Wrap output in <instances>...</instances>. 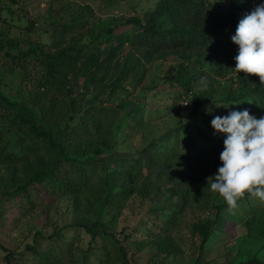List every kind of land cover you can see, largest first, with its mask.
I'll return each instance as SVG.
<instances>
[{"label":"rangeland","instance_id":"1","mask_svg":"<svg viewBox=\"0 0 264 264\" xmlns=\"http://www.w3.org/2000/svg\"><path fill=\"white\" fill-rule=\"evenodd\" d=\"M220 1L224 4L228 2V0ZM156 3L157 0H0L3 15L7 18L5 22L0 21V28L5 32L3 42L6 44L0 49V91L4 94V98L13 104L9 105L0 98V116H4L3 131L0 135V153L2 148L8 149V153H11L14 147L24 148L26 145L24 137L34 131L30 128L35 129V127L56 135L60 133V136L62 131L59 127L67 128L69 124L64 131L67 138L75 141L82 139L86 124L80 126V122L69 118L74 112L67 110L62 104L70 106L74 99L83 98L86 105L94 106L98 99L105 100L107 96L102 94V90L109 81L116 79L123 57L120 55L115 59V67L106 81H98L97 78L85 86V77L81 76L65 81L64 85L58 88V84L52 82L48 76L47 54L59 50L58 46L70 42L72 36L78 38L80 34H84L82 42L88 49L98 50L106 55L111 45L108 40L113 34H109L108 29L115 25L114 18L120 15L142 16ZM70 22H74V25ZM68 23L74 28L69 33L62 32L61 29ZM120 30L123 31V27L116 29L115 33ZM72 43L75 44V41ZM32 44L37 45L36 50H33ZM28 50H31L32 54L24 56V52ZM211 55L216 56L214 52L205 50L200 55L195 52L192 58L199 60L200 65L206 68L212 61ZM177 60L174 56L167 60L163 58L146 60L137 66L132 75L129 77L125 75L124 86L131 92L128 98L138 96L137 94H140L145 87L158 84L145 100V115L147 114L151 119H147L140 126H135L128 118L129 125L122 128L118 137L111 142L112 151L97 155L96 159H100V166L107 162L111 168H115L117 163L122 162V158L135 155L142 158L141 163L145 173L152 174L155 179L160 168L167 170L168 176L185 174V170L187 171L185 166L178 163L164 164L154 153V148L159 143L158 138L172 128L178 131V126L184 124L193 135L198 147L204 146L203 135L199 130L204 132L206 130L191 117V95L177 99V96L174 97V91L181 89V86H170L168 81H163L174 75L178 65ZM134 75L140 80L135 87L131 84ZM212 75L214 76L211 81H208L211 88L208 89L213 88L214 91V87H218L214 93L221 94V90L227 86L226 83L229 84L237 72L232 71L226 76L213 72ZM205 77H208L207 73ZM42 80L45 86L39 87L38 84ZM207 80L204 79L206 82ZM203 86L205 87L206 84ZM43 91L49 92V98H56L55 103H51L49 107L40 95ZM163 92L164 95H161ZM120 94L127 96L122 91ZM113 103L117 104L118 101ZM209 108L211 111L219 112L216 103L211 104ZM156 111L157 114L154 113ZM21 117L24 118L25 123ZM212 133L215 132H208V134ZM30 138L29 142L40 141L43 144L39 137L30 135ZM41 150L32 153L26 161L20 160V157H14L11 164L0 160V264H119L114 258L108 262V259L103 257L108 251L106 244L110 242V236L100 224L93 225L95 221L103 223L106 230L116 233L120 240L126 242L129 259L136 261V264L224 263L240 253L245 259L255 252H259L258 256L264 258L263 240L249 235L248 229L241 226L239 220L223 217L217 224V231L201 253L200 240L192 238L187 224L206 214L212 219L214 217L211 212H204L200 208L185 212L182 234L177 236L181 251L174 257L156 258L154 255L156 247L151 242V239H154L152 234L162 225L163 215L169 213V208L172 206L179 207L176 204L180 201V197H174L166 189L161 190L153 201L149 199L153 193H147L144 197L140 196L139 192L127 194L126 200L119 199L122 204L118 205V210L105 211L101 216L93 212V207L89 204L90 200L85 199L82 191L60 192L59 187L52 188L47 181L43 183L34 181L25 193L22 191L15 193L18 181L26 182L24 176L30 173L28 169L41 168L46 174L52 170L48 157L43 156V147ZM14 152L21 155L17 149ZM1 156L5 158L6 152ZM40 157L46 158L44 164H38L37 160ZM63 167L69 168L67 162L60 165V169ZM102 171L104 172V169ZM103 180L100 177L99 182L102 183ZM125 183L130 185L135 184V181L130 178ZM162 183H167L166 179L162 180ZM169 185L170 183H167V186ZM154 188L158 190L160 186L156 185ZM7 190L9 195L6 194ZM222 199L223 197L218 193L213 192L210 199L201 201L211 207ZM158 203L164 207L160 209L157 207ZM260 205L259 202L254 203L255 207ZM243 210L247 213L246 206ZM89 227L94 228L95 231L93 249L96 255L87 254L90 240L93 238V234L88 230ZM56 233L57 236L54 235ZM59 233L63 237H60ZM126 233L129 238L124 240ZM31 244H35L33 248L30 247ZM108 245L112 248L110 244ZM50 246L54 247L53 252L48 251ZM114 251H112L113 255ZM85 257L90 260L86 262Z\"/></svg>","mask_w":264,"mask_h":264},{"label":"trees","instance_id":"2","mask_svg":"<svg viewBox=\"0 0 264 264\" xmlns=\"http://www.w3.org/2000/svg\"><path fill=\"white\" fill-rule=\"evenodd\" d=\"M259 3L261 0H228L226 4L220 0H157L156 5L147 8L148 10L142 16L120 15L114 18L115 25L108 29V33L113 34L109 37L108 41L111 45L106 55L98 50L88 49L87 45L82 42L84 34H80L78 38L72 36L70 42L58 46L59 50L48 53L46 58L48 76L52 82L58 84V88L63 86L65 81L81 76L85 77V86L97 78L98 81H106L115 67V59L122 55L123 62L117 72L116 79L112 82L109 81L102 90V94L107 96L105 100L98 99L94 106L86 105L83 98L74 99L69 104L70 106L62 104L67 110L74 112V114H70L69 118L80 122V126L83 123L86 124L82 139L75 141L67 138L64 131L67 130L69 124L67 128L59 127V130L62 131L60 136V133L56 135L35 127V129L30 128L34 131L24 137V142H26L24 148L14 147L11 153L7 152L8 149L2 148L0 160L11 164L14 157H20V160L26 161L35 151H42L43 147V156L48 157V162L53 167L47 174L42 172L41 168L28 169L30 173L24 176L26 182L18 181L15 193L17 191L25 193L34 181L41 183L47 181L52 188L59 187L60 192L80 193L82 191L85 199L90 200L89 204L93 207V212L101 216L105 211L118 210V205L122 204L119 199L126 200L127 194L139 192L140 196L144 197L147 193H153V196L149 197L153 201L161 190L166 189L174 197H180V201L179 204H176L179 207L172 206L169 208L170 212L163 215L162 225L157 232L152 234L154 239H151V242L156 247L154 250L156 258L174 257L181 251L177 243V236L182 234L181 228L184 226L182 221L185 212L194 211L197 208L207 213L211 212L214 217L212 219L206 214L187 224L192 238L200 240L201 253L214 232L217 231V224L223 218L239 220L240 225L248 229L249 235L262 239L264 243V201L258 197L245 192L237 199L234 207L229 206L224 199L212 204L211 207L203 203L213 194L206 178L213 176L218 166L222 164L219 155L224 147L225 136L211 127L210 120L216 115H226L231 109L247 108L250 114L257 118L264 115V83H260L256 74H246L241 70L229 84L226 83L227 86H224L221 94L214 93L218 87H214V91L213 88L208 89L211 88L208 81H211L214 76L213 72L223 76L231 74L232 71L236 72L234 57L238 54V45L231 41V35L235 33L239 19ZM3 20L5 22L7 18L4 17L0 7V21ZM70 23L74 25V22ZM70 23L66 24L61 31L69 33L74 28ZM119 27H123V31L115 33ZM4 36L5 32L0 28V49L6 45L3 42ZM73 41L75 44L72 43ZM32 46H34L33 50H36L37 45L32 44ZM205 50L214 52L216 56L212 57L211 55L212 61L204 69L199 60L193 59L192 56L195 52L200 55ZM31 54V50L24 52V56ZM171 56L178 59L177 69L173 76L163 81H168L170 86H181V89H174L175 96H173H177V99L181 96L191 95V117L195 123L206 130L205 132L199 130L203 135L204 146L198 147L193 135L184 124L178 126V131L172 128L158 138L157 142L159 143L154 148V153L164 164L178 163L185 166L187 169L185 174L168 176V171L160 168L157 179H155L152 174L145 173L141 163L142 158L135 155L122 158L120 165L117 163L115 168H111L107 162L100 166V159H96L97 155L112 151L110 146L113 143L111 142L118 137L122 128L129 125L128 118H130L129 122L131 123L132 120L135 126H140L147 119H151L147 114L145 115V100L148 94L158 87V84L145 87L140 94H137L138 96L128 98L131 96V92L124 86L125 75L127 74L128 77L132 75L137 66L146 60L154 61L158 58L167 60ZM134 65H136L135 68ZM209 66L210 68H208ZM205 73L208 74L207 78ZM133 78L131 84L135 87L140 80L136 75ZM204 79H208L207 82ZM44 83L42 80L38 84L39 87H44ZM203 84L206 86L204 87ZM120 91L127 96L124 97ZM48 93L43 91L40 92V95L47 104L46 106L49 107L51 103H55L56 98H49ZM161 95H164V92ZM0 98L9 105H13L4 98L1 91ZM106 101L107 103H105ZM115 101L118 103L114 104ZM213 103L218 105L219 112L211 111L209 107ZM228 103L227 108L222 105ZM17 113L19 114L18 110ZM154 113L157 114L158 111ZM3 118L4 116H0V135L3 131ZM84 118L87 120H83ZM21 119L25 123L24 118L21 117ZM209 131L215 133L208 134ZM30 135L39 137L43 144L40 141L29 142L31 141ZM105 146L107 147L105 148ZM15 149L19 150L21 155L16 154ZM3 152L7 154L5 158L1 156ZM91 161L93 163H90ZM37 162L44 164L46 158L40 157ZM66 162L69 168L60 169V165ZM100 177L104 179L102 183L99 182ZM130 178H133L135 184L125 183ZM164 179L170 183L169 186L167 183H162ZM210 182L211 178H209V184ZM156 185L160 186L158 190L154 188ZM6 194H10L8 190ZM203 199L204 201H201ZM257 202L261 204L259 207L254 206V203ZM245 206L247 213L243 212ZM157 207L162 209L164 206L158 203ZM221 217L223 218L221 219ZM98 224L110 236V242H107L112 246L111 248L106 244L108 251L103 257L108 259V262L114 258L119 264H136V261L133 262L129 259L126 242L120 240L116 233L106 230L105 225L100 221H95L93 225L97 226ZM88 230L93 234V238L90 240L87 254L96 255L93 249V241L96 239L95 231L92 227H89ZM54 235L57 236V233ZM59 235L63 237L62 234L59 233ZM128 238L129 235L126 233L124 240ZM34 245L31 244L30 247L33 248ZM53 249L54 247L50 246L48 251L53 252ZM113 250H115L114 255L112 254ZM258 253L250 254L251 256L245 259L241 257L240 253L227 262L208 264H264V258L258 256ZM200 256L197 257V260ZM88 259L85 257L86 262Z\"/></svg>","mask_w":264,"mask_h":264},{"label":"clouds","instance_id":"3","mask_svg":"<svg viewBox=\"0 0 264 264\" xmlns=\"http://www.w3.org/2000/svg\"><path fill=\"white\" fill-rule=\"evenodd\" d=\"M231 41L238 45L235 71L256 74L264 83V0L239 19ZM222 105L227 108L229 103ZM210 125L225 134L222 164L206 178L210 190L231 207L245 192L264 201V115L257 118L247 108L231 109L214 116Z\"/></svg>","mask_w":264,"mask_h":264}]
</instances>
